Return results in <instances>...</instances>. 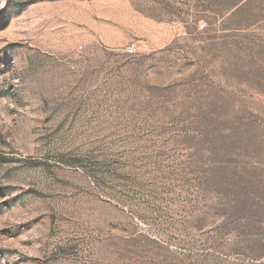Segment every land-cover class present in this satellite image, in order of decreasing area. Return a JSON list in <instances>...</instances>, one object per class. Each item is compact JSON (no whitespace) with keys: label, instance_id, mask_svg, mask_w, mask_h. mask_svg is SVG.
Listing matches in <instances>:
<instances>
[{"label":"rangeland","instance_id":"374dc122","mask_svg":"<svg viewBox=\"0 0 264 264\" xmlns=\"http://www.w3.org/2000/svg\"><path fill=\"white\" fill-rule=\"evenodd\" d=\"M0 264H264V0H0Z\"/></svg>","mask_w":264,"mask_h":264},{"label":"built area","instance_id":"2783aa9c","mask_svg":"<svg viewBox=\"0 0 264 264\" xmlns=\"http://www.w3.org/2000/svg\"><path fill=\"white\" fill-rule=\"evenodd\" d=\"M128 52H129V53H132V50H129Z\"/></svg>","mask_w":264,"mask_h":264}]
</instances>
